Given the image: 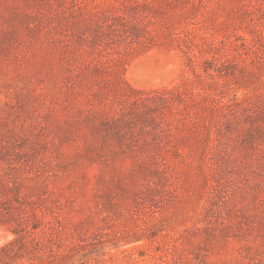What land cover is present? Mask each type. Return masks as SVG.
<instances>
[{
  "label": "rangeland",
  "instance_id": "374dc122",
  "mask_svg": "<svg viewBox=\"0 0 264 264\" xmlns=\"http://www.w3.org/2000/svg\"><path fill=\"white\" fill-rule=\"evenodd\" d=\"M0 264H264V0H0Z\"/></svg>",
  "mask_w": 264,
  "mask_h": 264
}]
</instances>
